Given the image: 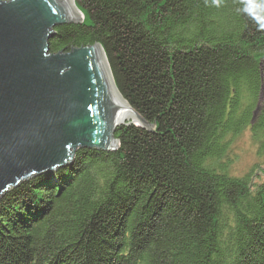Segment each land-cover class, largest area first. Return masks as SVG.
Listing matches in <instances>:
<instances>
[{
	"label": "trees",
	"instance_id": "16d2710c",
	"mask_svg": "<svg viewBox=\"0 0 264 264\" xmlns=\"http://www.w3.org/2000/svg\"><path fill=\"white\" fill-rule=\"evenodd\" d=\"M9 1V0H0ZM49 53L100 45L151 126L0 198V264H264V0H73ZM248 131L263 179L230 174Z\"/></svg>",
	"mask_w": 264,
	"mask_h": 264
},
{
	"label": "water",
	"instance_id": "95a60500",
	"mask_svg": "<svg viewBox=\"0 0 264 264\" xmlns=\"http://www.w3.org/2000/svg\"><path fill=\"white\" fill-rule=\"evenodd\" d=\"M81 17L73 0L0 1V198L78 149L114 151L125 119L151 129L121 111L100 45L49 53L54 28Z\"/></svg>",
	"mask_w": 264,
	"mask_h": 264
},
{
	"label": "rangeland",
	"instance_id": "374dc122",
	"mask_svg": "<svg viewBox=\"0 0 264 264\" xmlns=\"http://www.w3.org/2000/svg\"><path fill=\"white\" fill-rule=\"evenodd\" d=\"M128 122H130V120L125 121L123 124ZM228 155L232 162L229 169L231 175L241 177L247 173H251L254 174L258 180L261 181L263 179L261 174L263 172V157L257 156V148L252 143L248 131L244 132V134L237 140L232 147L231 153Z\"/></svg>",
	"mask_w": 264,
	"mask_h": 264
},
{
	"label": "bare ground",
	"instance_id": "6f19581e",
	"mask_svg": "<svg viewBox=\"0 0 264 264\" xmlns=\"http://www.w3.org/2000/svg\"><path fill=\"white\" fill-rule=\"evenodd\" d=\"M106 61V60H105ZM107 64V63H106ZM110 73V72H109ZM111 76V75H110ZM112 80V78H111ZM113 83V81H112ZM114 86V84H113ZM114 89H115V93H116V97H117V100H118V103H119V106H120V109L121 111L123 112L124 115H127V116H130V117H134V114L132 113V111L129 109L128 105L126 104V102L121 98V96L119 95V93L117 92L115 86H114ZM130 120V122L132 121V119H128V121ZM127 121V119L123 120V123ZM111 138H112V135H111Z\"/></svg>",
	"mask_w": 264,
	"mask_h": 264
}]
</instances>
